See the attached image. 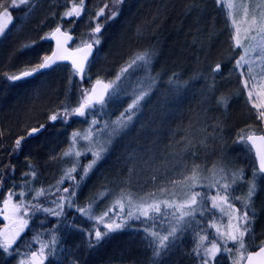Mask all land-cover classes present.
Masks as SVG:
<instances>
[{
  "label": "trees",
  "instance_id": "obj_1",
  "mask_svg": "<svg viewBox=\"0 0 264 264\" xmlns=\"http://www.w3.org/2000/svg\"><path fill=\"white\" fill-rule=\"evenodd\" d=\"M3 2L7 4L9 0ZM78 2L79 0H32L28 7L10 8L14 23L10 24V29L0 37V44L13 34L11 29L14 28L15 31L24 25L23 20L27 21L25 24L30 28L28 35L33 37V40H40L46 29L57 26L77 37V32L72 26L68 28L63 23L55 26V23L48 24V20L54 19L58 9L69 10ZM106 4L108 8L105 9L104 16L112 9L113 0H85L83 20L88 16L92 17L90 14L95 9ZM32 10L35 18H30ZM116 10L118 14L114 19L107 24H101L104 26L100 34L102 40L87 69L91 71L95 66H100L101 77L106 79L112 73H120L129 60L141 51L155 53L157 50L150 68V74L156 78V84L151 94L142 102L133 125L116 136L111 150L106 155L103 154L97 169L87 180V185L93 180L94 184L101 186V183L110 179L112 185L117 184L118 187L131 191L134 198L147 197L148 193H155V196L169 194L167 196L170 197L175 192V196H178L184 188L177 186L173 189L169 181L181 179V173L187 174L193 163L200 164L202 169L210 168L213 163L232 171L243 169L245 180H250L256 169L255 160L251 150L237 141L242 134L251 131L264 132L260 128V120L256 118L254 109L246 102V97H243L238 71L232 68L238 53L232 49L231 34L224 15L222 16L212 0H124L121 5L116 6ZM23 16L28 19H22ZM18 20L22 22L16 23ZM42 41L44 45L45 40ZM39 44L36 42L35 46ZM13 56L14 53L8 51L3 64L7 65ZM30 63L33 64H25ZM218 63L221 65L220 72L211 71ZM134 70L135 72H130L129 69L122 75L119 82L121 89L127 85L139 87L141 82L147 86L149 73L142 68ZM1 75L2 73L0 77ZM63 76L68 78L67 83ZM3 78L4 76L0 78V193L4 192L3 186H13L16 181L18 184L11 192L19 190L23 181L20 176L30 168L31 174L35 172L38 177L48 178V174H52L49 173L53 168L49 162L54 153L52 147H48L52 146L54 141H62L63 133L59 130L50 132L52 121L46 118L53 111L52 107L61 104V98L64 96L58 93L63 90L66 92V87L68 91L70 85L73 87L72 81L75 80L81 89L89 90L90 87L87 80L79 81L69 66L60 65L37 75L27 83L30 85L43 80L46 86H50V89L44 92L47 98L32 99V102L25 103L19 100V95L27 84L10 85ZM19 90L21 92H18ZM35 91V96L42 95L38 90ZM221 97L228 98L227 107L217 103ZM124 108L115 104L110 108L114 110L108 111L112 113H107L108 117L105 113H99L93 117L89 116L88 120L96 119L100 126L104 120L113 121L110 118L119 116ZM74 116L76 115L71 113L60 114L59 118L74 119ZM41 125L44 126L41 131L28 136L27 131L29 133L32 128H39ZM22 136L26 139L22 141L20 150L13 152L15 141ZM185 136L192 138L195 143V157L184 150ZM202 140L204 142L200 143ZM30 154L34 155L36 160ZM88 158L89 154L80 159ZM184 165L188 167L185 168ZM130 168L134 169V173L129 180ZM105 169H108V175L104 174ZM20 172L22 173L18 174ZM97 173L99 180L96 179ZM203 175L209 174L205 171ZM228 177L230 182L231 171L228 172ZM259 177L264 180V177ZM208 182L204 180L203 184ZM262 184L264 183L258 182V187ZM161 187H166L169 191L161 193ZM200 189L201 187H197L194 191ZM205 190L206 188L204 193ZM256 197V200L259 198L257 202L263 199L259 195ZM37 216L34 222L32 219L25 232L26 239L39 233L40 226L36 228V225L41 219H46L44 229L52 227L53 222L47 213L39 212ZM152 224H155V229L162 227L159 220L143 222L140 225L145 228ZM60 225L67 226V240H78L83 246L85 253L77 257L79 264H167L160 262L159 257H154L150 244L143 240L142 232L125 231L121 235H112L107 240L96 243L93 222L90 219L80 214H75L73 218L68 215ZM71 229L76 232L69 233ZM59 234L63 233L55 232L51 237ZM187 236L183 239L182 246L188 249ZM257 238L259 242L264 241L263 230L257 234ZM90 243L95 246L90 247ZM178 255L179 253H176L168 262L176 264ZM182 261L177 260L178 264H183Z\"/></svg>",
  "mask_w": 264,
  "mask_h": 264
},
{
  "label": "snow or ice",
  "instance_id": "obj_2",
  "mask_svg": "<svg viewBox=\"0 0 264 264\" xmlns=\"http://www.w3.org/2000/svg\"><path fill=\"white\" fill-rule=\"evenodd\" d=\"M218 3L221 0H217ZM32 3V0H9L6 4L3 0H0V37L6 34V30L13 22V17L10 12V8H18L21 6L28 7ZM123 3V0H113V7L109 10V14L105 16L106 20L114 19L118 14L116 6ZM227 9H229V16L232 17L231 25L233 32L231 39L234 42L232 49L235 52L236 49H240L238 58L235 59V63L232 65L233 69L238 70L240 77L247 78L243 80V89L247 92V99L252 103V107L257 109L256 118L264 123V0H227ZM239 7L241 9L240 19H236L233 9ZM108 8L106 4L103 8L96 13V17L104 16L105 9ZM85 10V0H79L78 3H74L72 8L64 12V17H76L80 18L81 14ZM102 30V25L97 23L92 29V41L94 44H100V38L98 35ZM57 34L66 35L61 33V28L56 27L52 37ZM48 37H42L46 39ZM70 38V37H68ZM93 43H85L82 48L76 49L77 52L82 53L79 58H75L74 54L69 53L67 49L63 47V44L57 39V51L52 55L44 56L42 62L38 63L31 71H23L19 75H6V79L11 82L20 81L24 78L33 76L42 70H47L56 65L58 61L71 59L72 67L74 69L73 74H79L82 78L86 75L85 63L88 62V57L92 55ZM30 45H25L29 47ZM154 52L148 50L141 51L137 54L126 67H123L120 74L116 76V80H120L121 76L128 72L129 69L142 68L149 73L147 77V86H144V82L140 83L138 90H134V94L131 96V102L127 104V107L120 112L119 116L111 122V130L108 122L104 123V126L97 127L100 123L98 120L93 119L90 123V127L83 133L74 132L72 134V142L68 151L63 153V157L77 158V162L73 167L66 170L64 177L59 181L63 184L64 180L69 181L76 180L74 173H77L78 168H81L80 180L86 179L88 174L95 168L100 159L103 158V154L108 151V146L112 143V139L119 135L121 132L129 129L139 113L142 102L151 94L154 85L156 84V78L150 74V66L152 64ZM254 57V58H253ZM255 61H259L260 72L257 75L254 70ZM221 65L216 64L213 72H220ZM172 81H169L171 83ZM259 83V91L257 90ZM96 85H99L98 89L93 86L91 90H83L81 93V99L78 102V106L71 109V114L80 117H85L90 111H94L99 105L103 108L106 103V96L109 95L108 90L112 87L111 82L104 83L101 80L96 81ZM255 92V98H254ZM260 100V103L256 101ZM217 103L227 107L228 98L221 97ZM64 114H69V109H64ZM59 113L53 114L49 117L51 121H56L59 118ZM43 125L39 128H32L28 133V136L34 135L43 129ZM218 127V125H217ZM107 136L106 140L101 139L103 136ZM2 135V134H0ZM26 137L22 136L15 141L13 152L19 151L22 141ZM78 140H84L88 142V145H94L95 147H87L83 152L75 148ZM203 143L204 141H199ZM184 150L191 156L195 157L196 152L195 143L192 138L185 136L183 138ZM237 143L245 145L249 150H254L256 158L258 160V168L254 169L252 173V179L248 180V190L246 194L241 196H235V186L237 182L244 181L246 179L243 169H237L235 171L226 169L224 166L213 163L210 168L202 169L200 164L193 163L187 174L181 173V179L170 180L169 183L173 189L177 186L186 189L185 197L180 202H176L175 199L160 200L154 199L155 193H148L147 199L141 197V203L135 205L136 213L129 210L127 212L128 219L139 220L141 217L152 219V214H159L163 219L171 220L168 228L165 230L166 234H161L155 230V224L150 227L153 228L149 232V228L145 227L143 230L147 233L153 241V255L159 257L161 252L170 248L175 240L178 238V234L182 232L186 226H190L195 220L197 215L203 216L205 211H208V202H210L211 210H217L222 216H227V230L221 231V228L212 222L208 225L210 228L215 229V235L209 237L207 233L201 234L200 231L196 233L198 239L196 240L194 247L192 248V254L198 258V264H220V256L228 254L231 259V264H264V241L256 243L255 233L253 231V224L255 221V213L251 211L253 197L258 191L256 183V177H264V134H257L251 131L247 134L239 136ZM91 153L92 160L86 165L81 166L78 163V158ZM187 168V165H184ZM14 170V169H13ZM129 180L131 174L134 173V169L129 170ZM207 172L209 175L204 176L203 172ZM231 171V181L229 182L228 172ZM27 175V174H26ZM36 173L32 172V176L35 177ZM218 177V178H217ZM155 180V176H153ZM204 180L209 182L205 185ZM79 187V181L73 186L70 191L69 187L63 188V192L69 194V197L75 196V188ZM197 187H207L208 189L216 188L215 195H208V193H201L194 191ZM59 191V189H58ZM161 193L169 191L166 187L159 189ZM173 196L175 192L172 193ZM25 192L19 193L9 192L7 198L3 199V208L0 209V214L3 215L5 220L10 222L7 226V230L0 232V251L5 254H12L15 252L13 245L17 243V240L21 237V233L28 227L29 220L26 218L29 216L28 206L24 201L18 203L13 202L14 196H24ZM45 195V190L40 189L36 192L34 199L39 200L41 196ZM69 197L59 196L58 200H68L69 206L71 201ZM127 201L128 205H133L134 195L131 191H125L121 189L119 198L115 201L114 207L118 206L123 211ZM240 200L243 203V208H237L234 201ZM150 201V202H149ZM56 203V201H53ZM30 207L34 212H44L53 216H60L62 212H57L52 208L43 207L40 203L31 204ZM58 208L63 209L62 204H57ZM163 209H171L170 213H165ZM81 212L86 213L85 209H80ZM111 211V209H110ZM104 216H108L105 212ZM97 223H102L106 231H102L97 228L94 230V239L96 243H99L109 233L114 231H120L125 227L124 223L111 220L105 223L103 217L97 218ZM92 234L90 233V237ZM38 239V237H35ZM56 237L53 236L49 243L40 242L38 251L31 252L27 255L26 259H21L19 264H45L48 259V254H54V246L56 244ZM229 242L232 247H228ZM90 247L95 246L90 243ZM47 250V252H46Z\"/></svg>",
  "mask_w": 264,
  "mask_h": 264
},
{
  "label": "rangeland",
  "instance_id": "obj_3",
  "mask_svg": "<svg viewBox=\"0 0 264 264\" xmlns=\"http://www.w3.org/2000/svg\"><path fill=\"white\" fill-rule=\"evenodd\" d=\"M213 4L220 10L222 16L224 15V18L226 20V24L228 27V30L230 32V34L232 35L233 32V27L231 25V19L232 17L229 16V9H227L226 7V3L227 0H221L220 3L217 2V0H212ZM105 5H100V7H98L97 9H95V11H93L90 15H92V17H87L86 19L82 20V22H78L76 17H64V12L68 11V10H64V9H58L56 11V13L54 14V19L52 20H48V24H52L55 23V26L58 23H63V25L67 26L68 28L72 26V29L77 32V39L76 42L74 44L75 47H80L82 45H84L85 43H93L92 41V29L95 27V25L97 23L102 24H107L110 20H106L105 16H101L99 18L96 17V13H98L100 11L101 8H103ZM23 7V6H21ZM70 10V9H69ZM232 12L234 13V16L236 19H240L241 17V9L239 7H236L235 9L232 10ZM26 16V15H24ZM22 19H28L26 17H24ZM35 14L33 13V10L31 12L30 18H35ZM98 20V22H97ZM96 21V22H95ZM26 22H24V25L20 26L18 29H16L14 31V28L11 29L10 31H13L12 35L10 36L9 39L5 40L4 42L2 41V43L0 44V73H2L1 77L4 76V81L7 83H10V85H19V83H23V84H27L31 81V79L26 80V81H21V82H11L8 81L6 79V75H17L23 71H27V70H31L33 68H35L37 66V64L43 60V57L47 55L48 51H49V41L48 38L46 39H42L45 40V44L48 46L42 45L41 39L39 40H33L31 36L28 35L30 28L27 26V24H25ZM102 25V30L104 28V26ZM76 26V27H75ZM55 27H51L46 29L47 31H45L43 33L42 37H48V35L50 34V32L54 29ZM10 27L7 29L9 30ZM6 30V31H7ZM101 30V32H102ZM96 34L99 36L100 38V43L102 38L100 37V34ZM27 34V36H26ZM45 34V35H44ZM232 40V39H231ZM22 41V45L21 43L18 44V42ZM37 44H39L38 46H35ZM232 43H234L232 41ZM231 43V46L233 45ZM25 45H30L29 47H25ZM94 46H96V48H98V46L100 45H96L93 43ZM47 48V49H46ZM45 49V51H44ZM158 49V46H157ZM14 53V56L12 57V60L7 64L4 65L3 64V60L5 59V54L8 53V51H10ZM237 53H240V49H236ZM153 52V51H150ZM15 53H16V57L15 58ZM155 55H157V50H155ZM155 55L153 57H155ZM38 57V58H37ZM238 58V57H237ZM254 58V57H253ZM132 59H130L129 61H131ZM35 61V62H33ZM28 62H32L33 64H25ZM129 63V62H128ZM127 63V64H128ZM259 61H255L254 66V70L255 73L258 75L260 72V68H259ZM127 64L124 66L126 67ZM123 66H121L122 68ZM5 68V69H4ZM151 68V66H150ZM4 69V70H3ZM135 72L134 69H130V72ZM238 71V70H237ZM102 74V69H100V66H95V68L91 69V71H89L87 69L86 75L83 77V80H87V82L91 85L94 81L97 80H101L104 81L105 83H109L111 82L112 87L109 88V95L106 97L107 103L106 105L101 108L99 105H97L96 109L94 111H90L85 117H80V116H74V119L72 117H68V118H58L56 121H52L51 124L52 126H50L49 131L51 132L54 130H59L63 133V135H61L62 137V141L59 140L57 141V143L54 141V143H52V146L49 145L48 148L52 147L53 149V155H51V160H50V165L51 167H53L49 173L52 174H48V178L45 177H38V175H35V177L32 176L31 174V168L29 169V171L21 174L22 172L18 173L21 174V178H23V181L21 182V185L19 186V190H13L14 193H19L21 191L25 192L24 196H14L13 197V202L14 203H18L19 201H24L25 205L28 206V211H29V216L26 217L29 220V224L28 227L24 230L23 233H21V237L17 240V243L13 245V249H15V252H13L12 254H5L2 251H0V264H19V261L21 259H26L27 258V253H29V251L31 250H39L40 247V242L43 241L44 243H49L52 239V235L53 233H63V234H59L56 235V244L54 246V254L49 253L48 254V259L47 261H45L47 264H79L77 257H79V255L83 256V254L85 253V251L83 250V246L81 244L80 241L75 240V242H70L69 240H67V226L65 225H60V222H64L68 215H70L72 218L74 217L75 214H80L82 216H84L87 219H90L93 222V228L94 230L99 228L102 231H106V229H104L103 224L102 223H97V218L99 217H103L104 218V222H110L111 220H115L116 222H120V223H124L125 227L120 230V231H114L109 233L106 237H104L102 241L107 240L108 237L112 236V235H121L123 233H125V231H127L128 233H131L132 231H137V232H142L143 234V240L145 242H148L147 244H150V250L152 249L153 251V241L152 238L144 232V227H142L143 222H153L155 220H159L160 223H162V227L161 228H157L155 229L156 231L160 232L161 234H166L165 230L168 228L169 222L171 220V217L169 216V219H163L159 214H152V219H145L144 217H141L139 220L136 219H128L127 218V212L129 210L133 211V213H136V208L135 205L141 203V199L140 198H134L133 200V205L129 206L127 201H124L125 207L123 209V211H121V209L118 206L114 207V203L115 201L119 198L120 195V191H121V187H118L117 184H113L112 185V180L110 181L107 180L106 182L101 183H95L92 180V182L90 183V185H87V180L90 178V175L95 171V169H97V166L99 165V162L96 164L95 168L88 174V176L86 177V179L84 180H80V172H81V168H78L77 173H74L76 180L73 181H69L67 179L64 180V183L61 184L59 183V181L64 177V173L66 170L70 169L71 167H73L74 163L77 162V158L75 156L72 157H63V153L65 151L69 150V147L71 145L72 142V134L74 132H81L83 133L86 129H88L90 127V123L92 120H88L89 116L93 117L94 114H106L108 117V114H112L109 113L108 111H113L114 109H110L112 108L113 105H118L121 106L122 108H124V106L130 103L131 101V96L134 94V90H138L139 87L137 86H132L129 87V85L125 86L124 89H121L120 87V80H116V76L120 73H112L111 75H109L106 79L101 77ZM64 80L66 81V83L68 82V78L63 76ZM122 78V76H121ZM241 79V90L244 92L243 93V97H246V102L250 105V107L252 109H254L252 107V103L248 101L247 99V92L243 89V80L245 78H247V73H245V77H240ZM72 81V79H71ZM73 83V87L70 85L67 91V87H66V92L65 90H63L62 93H58L59 95H63L64 97L61 98V104L57 107H52V112L47 116V120L49 119V117L53 114L59 113V114H63L64 115V109L68 108L69 109V113H71V109L75 108L78 106V102L81 99V93L83 90L85 89H81L78 86V83H76V81H72ZM260 83H264V82H260ZM2 85V84H1ZM28 85V84H27ZM24 85L26 86L24 90H19L18 92H21V94L19 95V100L21 102H32V99H41V100H45L47 98V96L45 97V93L47 90H49L50 86H46L43 83V80H38L35 82V84H30V85ZM3 88L5 87V85H2ZM84 86H86V82L84 84ZM90 88V87H89ZM38 90V92H41L42 95L38 96L36 94V91ZM259 83H258V87L256 91H259ZM18 97V96H17ZM254 98H255V92H254ZM257 103H260V100L256 101ZM45 104V102H43ZM41 103V104H43ZM107 110V111H106ZM264 110V109H261ZM105 111V112H104ZM96 112V113H95ZM98 112V113H97ZM254 112L257 114V109H254ZM108 113V114H107ZM118 116H112L110 119H113V121L117 118ZM108 122V124L110 125L109 127V131L111 130V122L112 121H107L104 120L100 126L97 125V127H103L104 123ZM261 129L264 132V123H261ZM261 130V131H262ZM122 133V132H121ZM120 133V134H121ZM28 134V131H27ZM119 134V135H120ZM257 134H264V133H258ZM116 135V136H119ZM115 136V137H116ZM115 137L112 139V143L108 146V151L111 150L112 145L114 143ZM101 139L106 140L107 136L105 134V136L101 137ZM87 147H95L94 145H88L87 141L84 140H78V143L75 145L76 149H79L80 151H84ZM33 151V149H32ZM108 151L105 153V155L108 153ZM89 154V158L86 160H82L80 159L81 157L83 158L84 156L82 155L81 157L78 158V163L83 166L86 165L87 163H89L92 160V156L91 153ZM32 155V154H30ZM29 155V157H30ZM53 156V157H52ZM31 157H33L34 159V155H32ZM30 157V159H32ZM53 158V159H52ZM36 160V159H34ZM53 160H55V162H53ZM82 160V161H81ZM100 161V160H99ZM121 169H123V167H121ZM17 174V175H18ZM27 174V175H26ZM104 174L108 175V169L104 170ZM113 174V173H112ZM105 177V176H104ZM109 178V177H108ZM253 178V177H252ZM251 178V179H252ZM263 178V177H262ZM9 179H11V176L9 175ZM96 179L99 180V173H97L96 175ZM107 179V178H106ZM250 179V180H251ZM259 179V180H258ZM260 177L257 176L256 177V183L258 186V182H263L264 180L261 179L260 181ZM76 181H79V187L75 188V196L74 197H69V194L66 192H63V188L65 187H69L70 191L72 190L73 186L76 184ZM104 181V180H102ZM99 181V182H102ZM248 180H244V181H239L237 182L236 186H235V191H234V195L235 196H241L243 197L247 190H248ZM10 183V182H9ZM125 182H123L124 184ZM18 184V181H16L15 183H13V186L11 184H8L7 186L5 185V187L3 186L2 189L4 190V192L0 193V209L3 208V199L7 198L8 196V192H10L12 189H14ZM93 184V185H92ZM104 184V186H103ZM105 185H107L108 187H105ZM26 186V187H25ZM123 186V185H122ZM104 189H100L103 188ZM205 193H208V195H215L217 192V189H208L207 187H201V189L199 190V192L204 193V189ZM259 192L257 191L256 195L253 197V201H252V208L251 211L255 213V221L253 224V231L255 233V241L256 243H260L257 238V234L263 230L264 231V184L259 185ZM40 189H44L45 190V195L41 196L39 198V200L34 199L36 192L39 191ZM59 189V191H58ZM123 189H125V191H129L127 190L125 187H123ZM185 192L186 189H182V192L178 195V196H173L170 195V197H168L167 195L164 194H159V196H163V197H159V196H154V199H156L157 201L160 200H173L175 199L176 202H180L181 200L184 199L185 197ZM159 193V192H158ZM262 196V201L257 202L259 200V198L256 200L255 198H257L256 196ZM59 196H65V197H69V200L71 201V206H69V201L68 200H58ZM147 199V197H145ZM53 201H56V203H53ZM150 202V201H149ZM36 203H40L43 207H48V208H52L57 212H62V214L60 216H53L48 214V218H50L52 220V227L50 229H44L45 226V222L46 219H41L38 223V225H36V228L40 226V231L39 233L29 237L28 239L25 238V232L27 231V229L30 227L31 221L33 219L34 222V218L38 217L37 213L39 212H34L32 210V208L30 207L31 204H36ZM235 206L237 208H243V203L240 200H237L234 202ZM57 204H62L63 205V209L58 208ZM80 209H85L86 213L81 212ZM111 209V211H110ZM208 211H205V214L203 216H200V218L198 217L199 215H197L196 220L190 225V226H186L185 229L180 232L178 234V238L175 240V243L168 248L167 250H164L161 252V255L159 256V260L160 262H165L167 264H170V262H168L169 260L171 261L172 258L175 256L176 253H179L178 257L176 258V264H178L177 260H183L182 263L183 264H198V258L192 254V248L194 247V244L196 242V240L198 239V237L196 236V233L198 231L201 232V234L207 233L209 235V237H213L215 235V229L214 228H210L208 227V225L212 222H215L220 228L221 231H226L227 230V223H228V218L227 216H222L221 213L217 210H211V205L210 202H208ZM163 211L165 213H170L171 209H163ZM107 212L108 216H104V213ZM140 221L142 223H140ZM0 231H6L7 230V226H9L10 222L8 220H5L3 215L0 214ZM149 228V232H151L153 230L152 227H150V225L147 226ZM76 232L75 229H71L69 231L70 232ZM257 231H259L257 233ZM185 232V233H183ZM93 233V232H91ZM189 238V241L186 243L187 247H183L182 246V241L183 239ZM88 236V234L86 235V237ZM35 237H38V239H36ZM258 239V240H257ZM228 247H232V244L229 242ZM47 252V250H46ZM188 259V260H186ZM220 264H231V259L229 257L228 254H223L220 256Z\"/></svg>",
  "mask_w": 264,
  "mask_h": 264
},
{
  "label": "water",
  "instance_id": "obj_4",
  "mask_svg": "<svg viewBox=\"0 0 264 264\" xmlns=\"http://www.w3.org/2000/svg\"><path fill=\"white\" fill-rule=\"evenodd\" d=\"M54 31H55V29H54V30L49 34V36H48V39H49V41H50L51 44H52V50H51V52H50V54H49L48 56L52 55L53 52L57 51V39H59V40L61 41V43L63 44V47H64L65 49H67V51H68L69 53L74 54V57H75V58H79V56L82 55V53L77 52L76 49H78V48H82L84 45H83V46H80V47H78V48H72V46H73V44H74V42H75V36H74L73 34H70V33H67V32H64V31L61 30V33H64V34H66V35L57 34V35L53 38V37H52V33H54ZM68 37H70V38H68ZM95 52H96V47L93 45V47H92V55H90V56L88 57V62L85 63V71H86V68H87L89 62H90V61L92 60V58L94 57ZM59 65H68V66H70L71 69L74 71V69H73V67H72L71 59H69V60H61V61H58L56 65H53L52 68L47 69V70H42V71H40V72H38V73H35L33 76H30V77L24 78V79H22V80H20V81L27 80V79H31V78H33L34 76H36V75H38V74H40V73L46 72V71H50L51 69H53V68H55L56 66H59ZM18 75H19V74H18ZM76 75H77V78H78L79 80H82V79H83L79 74H76ZM16 82H19V81H16ZM103 82H104V81H103ZM104 83H105V82H104ZM93 86H96L98 89L100 88L99 85H96V81H95L94 83L91 84V86H90V90H91V88H92ZM90 90H89V91H90ZM108 91H109V90H108ZM106 97H107V96H106ZM37 133H38V132H37ZM251 151H252V154H253V157H254V160H255L256 168H258V160H257V158H256L255 151H254V150H251Z\"/></svg>",
  "mask_w": 264,
  "mask_h": 264
},
{
  "label": "flooded vegetation",
  "instance_id": "obj_5",
  "mask_svg": "<svg viewBox=\"0 0 264 264\" xmlns=\"http://www.w3.org/2000/svg\"><path fill=\"white\" fill-rule=\"evenodd\" d=\"M110 1V0H109ZM124 1V0H123ZM122 4V3H121ZM121 4H119V5H121ZM82 16H83V13L81 14V16H80V18H77V21L78 22H82V20H83V18H82ZM82 19V20H81ZM19 22H22V20H18L16 23H19ZM23 22H27V21H25V20H23ZM96 22V21H95ZM98 22V21H97ZM14 23V21L12 22V24ZM57 25H59V24H57ZM74 48V47H73ZM51 50H52V44H51V42H49V51H48V53H47V55L51 52ZM40 62H42V60L40 61ZM39 62V63H40ZM0 192H1V188H0ZM1 232V231H0ZM33 251H36V250H31V251H29V253H27V255H30L31 254V252H33ZM47 261V260H46ZM45 264H47L46 262H45ZM64 264V263H63Z\"/></svg>",
  "mask_w": 264,
  "mask_h": 264
},
{
  "label": "bare ground",
  "instance_id": "obj_6",
  "mask_svg": "<svg viewBox=\"0 0 264 264\" xmlns=\"http://www.w3.org/2000/svg\"><path fill=\"white\" fill-rule=\"evenodd\" d=\"M89 90H90V88H89Z\"/></svg>",
  "mask_w": 264,
  "mask_h": 264
}]
</instances>
